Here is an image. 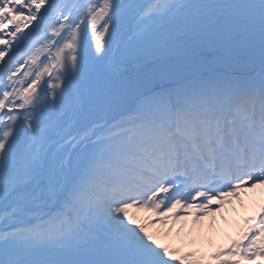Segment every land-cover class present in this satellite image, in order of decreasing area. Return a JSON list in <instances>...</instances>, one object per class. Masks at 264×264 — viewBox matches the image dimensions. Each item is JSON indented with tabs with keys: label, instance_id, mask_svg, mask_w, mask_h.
<instances>
[{
	"label": "snow or ice",
	"instance_id": "snow-or-ice-1",
	"mask_svg": "<svg viewBox=\"0 0 264 264\" xmlns=\"http://www.w3.org/2000/svg\"><path fill=\"white\" fill-rule=\"evenodd\" d=\"M261 186L264 0H0V264H210L149 227Z\"/></svg>",
	"mask_w": 264,
	"mask_h": 264
},
{
	"label": "rangeland",
	"instance_id": "rangeland-1",
	"mask_svg": "<svg viewBox=\"0 0 264 264\" xmlns=\"http://www.w3.org/2000/svg\"><path fill=\"white\" fill-rule=\"evenodd\" d=\"M262 200L264 186L242 192L239 198L229 200L231 203H226L225 209L204 216L198 222H194L192 216H189L186 220L170 221L168 225L151 226L149 231L160 243L179 248L183 252L195 251L206 261H210V264H218L211 259L212 254L222 246L229 245L230 238L238 236L247 227L248 218L253 215L256 204ZM150 215L152 214L147 212L140 213L141 222ZM243 264H264V259L243 260Z\"/></svg>",
	"mask_w": 264,
	"mask_h": 264
},
{
	"label": "bare ground",
	"instance_id": "bare-ground-1",
	"mask_svg": "<svg viewBox=\"0 0 264 264\" xmlns=\"http://www.w3.org/2000/svg\"><path fill=\"white\" fill-rule=\"evenodd\" d=\"M232 202H233V201H232ZM230 203H231V202H230ZM228 204H229V203H228ZM262 204H264V200H262V201H260V202H258V203L256 204V209H255V211H253V215H258V213H259V209H260V206H261ZM226 206H227V204L225 203L223 208L225 209ZM223 208H222V209H223ZM220 210H221V209H220ZM220 210H218V211H220ZM218 211H216V212H214V213H217ZM253 215H252V216H253ZM215 216H217V215H215ZM241 228L243 229V228H244V225H242ZM257 258H262V259H264V257H260V256H257L256 259H257Z\"/></svg>",
	"mask_w": 264,
	"mask_h": 264
}]
</instances>
